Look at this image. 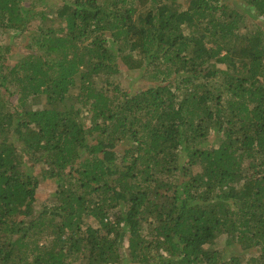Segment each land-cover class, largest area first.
Here are the masks:
<instances>
[{
  "label": "trees",
  "instance_id": "trees-1",
  "mask_svg": "<svg viewBox=\"0 0 264 264\" xmlns=\"http://www.w3.org/2000/svg\"><path fill=\"white\" fill-rule=\"evenodd\" d=\"M6 35L0 264H264V0H0Z\"/></svg>",
  "mask_w": 264,
  "mask_h": 264
},
{
  "label": "rangeland",
  "instance_id": "rangeland-1",
  "mask_svg": "<svg viewBox=\"0 0 264 264\" xmlns=\"http://www.w3.org/2000/svg\"><path fill=\"white\" fill-rule=\"evenodd\" d=\"M45 1H51V0H45ZM52 1H56V0H52ZM181 1H183V0H180V2ZM241 11H243V12L247 11L248 13H250L253 11V9H251L249 7L247 8L246 5H243L241 7ZM252 25L253 24H249V21H246V25H245L246 27L251 28ZM0 38H2L0 40V42L2 44L8 43L9 38L7 35L0 37ZM26 41H27V38L25 37V38H20L17 41V43H13V45H12L13 51L10 53V56H9L10 60L8 59L11 64H13L14 61L17 60L22 54L26 53V51H27V49L25 47ZM123 74H124L123 77H120V78H121V84L124 87H126V88L129 87L130 90H137V89H140L142 86H144L142 83L145 81L141 77V75H140L141 73L136 72V73L131 74V73H128L127 71H123ZM130 77L133 79L131 80ZM145 84L147 85V83H145ZM36 169H38V168H36ZM41 186L42 187L38 192L37 199L35 202L36 208H40L41 206H43V204L50 202L51 193L53 191L55 184L51 181H49V182L45 181V183H43ZM225 240H226L225 237H221L220 244L219 245L216 244L215 247L219 248V246L224 245ZM228 247H229V244H228ZM229 248H231V247H229Z\"/></svg>",
  "mask_w": 264,
  "mask_h": 264
}]
</instances>
